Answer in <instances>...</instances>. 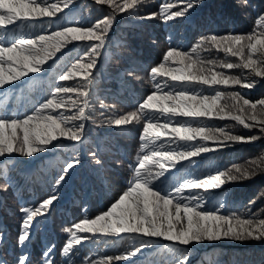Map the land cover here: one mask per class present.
Instances as JSON below:
<instances>
[{
  "label": "snow or ice",
  "instance_id": "6c2138e0",
  "mask_svg": "<svg viewBox=\"0 0 264 264\" xmlns=\"http://www.w3.org/2000/svg\"><path fill=\"white\" fill-rule=\"evenodd\" d=\"M95 2L108 5L111 12L90 26L61 25L60 20L63 18L58 17L52 22L57 25V30L51 33L45 34L42 31L34 36L17 37L9 25L19 28L21 24L34 23L39 17H55L58 12L68 8L73 0H55L53 3L48 0H0V30L8 37H0V90L14 86V82L24 77L28 79L18 87L22 88L30 81L48 76L56 63L53 57L68 43L93 42L84 45L86 52L55 77L60 81H68L80 76L84 80L81 87L54 85L52 98L38 102L30 114L0 113V160L14 159L13 154L31 158L34 154L49 152L60 146L53 143L60 138L75 142L86 139L85 122L95 123L96 116L91 91L94 82L91 70L96 67L101 50L105 49L108 31L117 13L127 12L129 16H137L139 19L159 16L165 22L176 18L186 19L199 0H180L183 7L176 11H171L175 7L174 3L166 2L160 6L158 13L149 12L144 15H138L139 6L144 0ZM242 3L247 4L248 0H242ZM17 21L20 23L17 24ZM257 24L261 29L259 32L201 35L190 52L170 48L163 60L175 66L165 67L161 63L151 68V75L153 80L157 76H167L179 82L171 86L173 90L163 95L154 92L139 104L137 111L107 119L108 124L120 127L139 119L138 112L143 113L147 123L139 139L142 141L140 151L144 154L137 157L135 166L129 165L132 168L131 178L121 194L106 209L66 229L71 238L62 249V255L68 256L65 264H72L69 254L73 253L74 245L81 243L82 237L77 235L78 232L99 233L104 238L116 237L120 240L127 236L132 241L127 251L109 255L93 264H110L113 260H128L137 254L143 255V251L152 249L159 239L171 245L160 249L168 257V264H188L192 251L190 246L204 242L224 239L238 242L264 241V217L251 208L241 214L235 211L222 212L224 203L216 201L219 194L216 190L222 189L224 185L242 182L251 179L257 172H264V157L251 161L247 167L234 164L231 168L220 169L212 165L211 170L203 174L196 169H189L190 165L197 163L193 158L201 157V154L216 152L237 142L250 143L264 136V96L253 100L246 98L240 91L221 90V87L236 85L251 89L257 83L256 77L264 78V14H258ZM211 48L236 57L239 62L206 59L199 55L200 51ZM50 60L52 64H48ZM45 64L48 66L44 67ZM216 68L238 69L240 75L216 71ZM243 70H247V75H244ZM41 72L45 77L30 75ZM204 86L211 89V94H202ZM154 87L159 90L160 83L157 82ZM69 93H74L76 99L69 97ZM225 96L231 99V105H219L218 101ZM145 109L151 112H144ZM63 110L71 114L66 115ZM212 118L236 121L246 129L257 128L260 135H233L225 127L201 123ZM18 130L22 131V136L18 135ZM90 154L94 163L103 169L104 164L96 153ZM80 163L77 157L69 159L58 173L52 175L54 192L71 179L69 170L74 172ZM148 165L156 170L153 171ZM4 180V183H0V190L7 191L13 181L9 176H5ZM204 193L211 207L205 206ZM58 198L57 194H51L42 199L38 207L24 205L20 208L24 213L23 230L18 237L21 246H25V241L29 240L33 218L47 212ZM252 203L249 201V204ZM54 255L53 248H47L44 264H55ZM26 262L31 264L30 256L22 252L16 264ZM0 264L4 262L0 261ZM131 264L136 262L132 261Z\"/></svg>",
  "mask_w": 264,
  "mask_h": 264
},
{
  "label": "trees",
  "instance_id": "16d2710c",
  "mask_svg": "<svg viewBox=\"0 0 264 264\" xmlns=\"http://www.w3.org/2000/svg\"><path fill=\"white\" fill-rule=\"evenodd\" d=\"M48 2L53 3L55 0ZM166 2L174 3L175 7L171 11L183 7L180 0H144L139 6L138 15L158 13L160 6ZM110 12L111 8L108 5H99L95 0H73L68 8L58 12L55 17H39L34 23L21 24L19 28L13 25L8 27L17 37H29L42 31L47 34L57 30V25L52 22L58 17L63 18L60 20L61 25L68 23L72 26H90ZM258 14H264V0H248L247 4H243L242 0H199L186 19L176 18L167 22L159 16L139 19L137 16H129L127 12L117 13L108 31L105 49L101 50L96 67L91 70L94 77L91 91L96 116L95 123L85 122L86 139L75 142L60 138L58 141H53L60 146L49 152L37 153L31 158L13 154L14 159L0 160V183L5 182V176L11 177L13 181L7 191L0 190V261L4 264H16L17 258L25 252L29 254L31 264H44L45 250L52 247L55 252L53 256L55 264H65L68 256L62 255V249L71 238L66 229L106 209L110 202L121 194L126 182L131 178L132 168L129 165L135 166L137 157L144 154L140 151L142 141L139 139L147 123V117L143 113L138 112L139 119L120 127L108 124L107 119H115L137 111L139 104L154 92L163 95L173 90L171 86L179 82L172 81L167 76H157L153 80L151 75V68L161 63H164L165 67L175 66L170 61L163 60L170 48L190 52L192 45L201 35L211 33L224 35L259 32L261 29L257 24ZM0 37L8 38L2 30ZM90 43L93 42L68 43L53 57L57 60L53 64L51 73L46 77L43 72L40 73L41 77L45 78L30 81L19 89L6 86V92H0V113L30 114L38 102L52 98L54 85L81 87L84 80L80 76L68 81H60L55 77L82 56L86 52L84 45ZM199 55L206 59L239 62L238 58L225 55L222 51L218 52L215 48L200 51ZM84 62H87V57L84 58ZM50 63L51 60L48 61V64ZM5 67L7 68V65ZM215 70L240 75L238 69L216 68ZM243 71L244 75H247V70ZM255 79L257 83L251 89L236 85L229 88L221 87V90L240 91L246 98L255 100L264 96V78ZM157 82L160 83L159 90L154 87ZM202 94H211V89L204 86ZM67 95L76 99L74 93ZM218 103L221 106L231 105L232 101L225 96ZM63 111L66 115L71 114L67 110ZM71 111L74 112L75 109ZM101 112L104 113L103 116L100 115ZM144 112L151 110L145 109ZM201 123L225 127V130L233 135H260L259 129H246L232 120L212 118L205 119ZM18 135L22 136L21 130H18ZM92 152H95L103 162V169L94 163L90 154ZM74 157L79 158L81 163L76 166L74 172L69 170L71 179L54 192L51 184L52 175L58 173L64 163ZM261 157H264V136L250 143L237 142L228 148L201 154V157L193 158L197 163L190 165L189 169H196L198 173L203 174L211 170L212 165L220 169L231 168L234 164L247 167L251 161L259 160ZM32 161L35 162L33 169L30 168ZM148 167H152L153 171L156 170L152 165ZM216 191L219 193L216 201L225 205L221 209L222 212L235 211L241 214L247 208H251L253 212L264 217V211H261L264 209V172H257L254 177L242 182L226 184ZM51 194H57L59 198L49 206L47 212L33 218L29 240L25 241V246H21L18 237L23 230L24 213L20 208L24 205L38 207L39 202ZM204 195L205 206L211 207L212 205L207 203V194ZM249 201L253 203L249 204ZM77 235L82 239L79 245L73 246L75 254H69L72 264H93L109 255L125 252L132 245V241L127 236L120 240L116 237L104 238L99 233L78 232ZM227 244L234 248L223 246ZM155 245L152 249L144 250L143 255L137 254L135 257H129L128 260H113L110 264H131L132 261L136 264H168V257L160 249L170 247V243L163 244L157 240ZM190 247L192 251L189 254L188 264H264V241L238 242L224 239ZM77 249L79 252H76Z\"/></svg>",
  "mask_w": 264,
  "mask_h": 264
},
{
  "label": "rangeland",
  "instance_id": "374dc122",
  "mask_svg": "<svg viewBox=\"0 0 264 264\" xmlns=\"http://www.w3.org/2000/svg\"><path fill=\"white\" fill-rule=\"evenodd\" d=\"M231 248H234V247H231Z\"/></svg>",
  "mask_w": 264,
  "mask_h": 264
},
{
  "label": "bare ground",
  "instance_id": "6f19581e",
  "mask_svg": "<svg viewBox=\"0 0 264 264\" xmlns=\"http://www.w3.org/2000/svg\"><path fill=\"white\" fill-rule=\"evenodd\" d=\"M110 135V134H109ZM12 167V166H11Z\"/></svg>",
  "mask_w": 264,
  "mask_h": 264
}]
</instances>
